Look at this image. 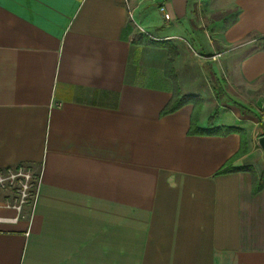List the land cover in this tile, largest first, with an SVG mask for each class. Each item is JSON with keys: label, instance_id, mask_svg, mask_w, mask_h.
<instances>
[{"label": "crops", "instance_id": "0c3cea01", "mask_svg": "<svg viewBox=\"0 0 264 264\" xmlns=\"http://www.w3.org/2000/svg\"><path fill=\"white\" fill-rule=\"evenodd\" d=\"M259 116L264 0H0V264H264Z\"/></svg>", "mask_w": 264, "mask_h": 264}, {"label": "rangeland", "instance_id": "374dc122", "mask_svg": "<svg viewBox=\"0 0 264 264\" xmlns=\"http://www.w3.org/2000/svg\"><path fill=\"white\" fill-rule=\"evenodd\" d=\"M137 16L133 19L135 24ZM139 25V24H138ZM194 50L195 49V45ZM177 58V57H176ZM207 79L215 83V79L209 70L205 71ZM225 97L222 96V99ZM259 116L260 122H264V117ZM261 127V126H260ZM39 169L31 165H22L0 172V201L12 207L22 203L31 208L34 201L36 184L39 180Z\"/></svg>", "mask_w": 264, "mask_h": 264}, {"label": "trees", "instance_id": "16d2710c", "mask_svg": "<svg viewBox=\"0 0 264 264\" xmlns=\"http://www.w3.org/2000/svg\"><path fill=\"white\" fill-rule=\"evenodd\" d=\"M147 42L151 45H158V46L166 47L170 52L169 58L167 60L166 73L173 80L174 96H173L172 100L169 102V104L164 108V110L162 111V114H168V113L174 112L175 110H177L181 106H183L185 103L193 101V102H195L196 107H195V112H194L193 117H192L191 133L214 134L217 130H207V129H202L201 127H199V114H200V110H201V104L199 103L200 98L186 96L180 91L179 84H178V77H177V74H176V71L174 68V61H175L176 57L178 56L177 47L169 41L159 42V41H155L152 39H148ZM226 130H228L227 133H229L231 131H237V132H241V135H242L241 149L236 154L235 158H238V157L246 154L247 150H248V148H247L248 146H247L246 135L243 133V131L240 128H236V127H229V128H226ZM261 134H264V132H262ZM20 166H22V165H18L15 167L18 168ZM11 168H13V167H7L5 169L0 170V172L11 169ZM38 178H39V176H38ZM38 183L39 182H37V184H36V189H37ZM257 183H258V189H261L264 187V174L260 180L259 179L257 180ZM36 189H35V193H36Z\"/></svg>", "mask_w": 264, "mask_h": 264}, {"label": "water", "instance_id": "95a60500", "mask_svg": "<svg viewBox=\"0 0 264 264\" xmlns=\"http://www.w3.org/2000/svg\"><path fill=\"white\" fill-rule=\"evenodd\" d=\"M258 145L260 146V148L262 149L264 153V134L258 137Z\"/></svg>", "mask_w": 264, "mask_h": 264}, {"label": "built area", "instance_id": "2783aa9c", "mask_svg": "<svg viewBox=\"0 0 264 264\" xmlns=\"http://www.w3.org/2000/svg\"><path fill=\"white\" fill-rule=\"evenodd\" d=\"M165 17L167 18V19H169L170 18V15L168 14V13H165ZM39 182V181H38ZM38 187V186H37ZM37 190V189H36ZM35 195H36V193L34 194V199H35ZM24 203V200H22V203L21 204H19V205H16L18 208H20L21 207V205Z\"/></svg>", "mask_w": 264, "mask_h": 264}]
</instances>
